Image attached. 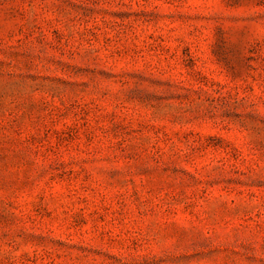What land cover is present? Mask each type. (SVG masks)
Masks as SVG:
<instances>
[{
    "label": "rangeland",
    "instance_id": "obj_1",
    "mask_svg": "<svg viewBox=\"0 0 264 264\" xmlns=\"http://www.w3.org/2000/svg\"><path fill=\"white\" fill-rule=\"evenodd\" d=\"M0 264H264V0H0Z\"/></svg>",
    "mask_w": 264,
    "mask_h": 264
}]
</instances>
